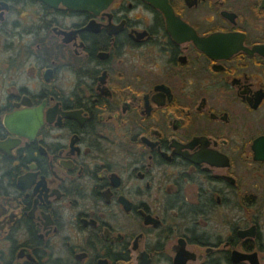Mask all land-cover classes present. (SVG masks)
Segmentation results:
<instances>
[{
  "label": "flooded vegetation",
  "instance_id": "flooded-vegetation-1",
  "mask_svg": "<svg viewBox=\"0 0 264 264\" xmlns=\"http://www.w3.org/2000/svg\"><path fill=\"white\" fill-rule=\"evenodd\" d=\"M0 0V264H264V0Z\"/></svg>",
  "mask_w": 264,
  "mask_h": 264
},
{
  "label": "water",
  "instance_id": "water-1",
  "mask_svg": "<svg viewBox=\"0 0 264 264\" xmlns=\"http://www.w3.org/2000/svg\"><path fill=\"white\" fill-rule=\"evenodd\" d=\"M49 2V0H44ZM62 1L63 3L67 5H81V4H107L110 0H59ZM151 4L154 6L160 8L161 10L165 11H170V8L168 6V3L166 0H149ZM254 152H255V158L264 160V136L261 138H258L254 142Z\"/></svg>",
  "mask_w": 264,
  "mask_h": 264
}]
</instances>
